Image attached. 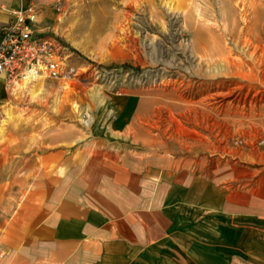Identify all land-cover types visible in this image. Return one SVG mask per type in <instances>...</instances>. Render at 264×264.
<instances>
[{
	"label": "rangeland",
	"instance_id": "374dc122",
	"mask_svg": "<svg viewBox=\"0 0 264 264\" xmlns=\"http://www.w3.org/2000/svg\"><path fill=\"white\" fill-rule=\"evenodd\" d=\"M31 2L81 76L0 77L11 215L84 182L128 197L125 264H264V0Z\"/></svg>",
	"mask_w": 264,
	"mask_h": 264
},
{
	"label": "crops",
	"instance_id": "0c3cea01",
	"mask_svg": "<svg viewBox=\"0 0 264 264\" xmlns=\"http://www.w3.org/2000/svg\"><path fill=\"white\" fill-rule=\"evenodd\" d=\"M31 3L0 0V23L5 17L4 8ZM11 184L15 183L8 184L9 197L15 188ZM5 185L6 182H0V251L4 252L0 254V264L129 262L128 197L98 198L94 185L80 182L66 191L61 186L41 191L45 194L42 203L30 201L23 213L11 215L16 203L11 199L6 205L2 202ZM33 197L31 194L30 199Z\"/></svg>",
	"mask_w": 264,
	"mask_h": 264
},
{
	"label": "built area",
	"instance_id": "2783aa9c",
	"mask_svg": "<svg viewBox=\"0 0 264 264\" xmlns=\"http://www.w3.org/2000/svg\"><path fill=\"white\" fill-rule=\"evenodd\" d=\"M0 23V77L9 86L25 80L51 79L62 84L77 81L80 68L55 37L39 28L35 3L4 8Z\"/></svg>",
	"mask_w": 264,
	"mask_h": 264
},
{
	"label": "bare ground",
	"instance_id": "6f19581e",
	"mask_svg": "<svg viewBox=\"0 0 264 264\" xmlns=\"http://www.w3.org/2000/svg\"><path fill=\"white\" fill-rule=\"evenodd\" d=\"M222 53V52H221ZM26 81V84H28V83H30V81L29 80H25ZM29 85V84H28Z\"/></svg>",
	"mask_w": 264,
	"mask_h": 264
}]
</instances>
